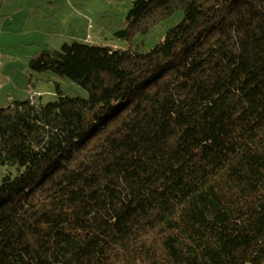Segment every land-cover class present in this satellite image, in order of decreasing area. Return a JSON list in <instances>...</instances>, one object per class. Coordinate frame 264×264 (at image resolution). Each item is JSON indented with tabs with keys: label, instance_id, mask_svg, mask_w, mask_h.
Segmentation results:
<instances>
[{
	"label": "trees",
	"instance_id": "obj_1",
	"mask_svg": "<svg viewBox=\"0 0 264 264\" xmlns=\"http://www.w3.org/2000/svg\"><path fill=\"white\" fill-rule=\"evenodd\" d=\"M124 24L125 49L28 61L86 97L0 108V264H264V0H133Z\"/></svg>",
	"mask_w": 264,
	"mask_h": 264
},
{
	"label": "rangeland",
	"instance_id": "obj_2",
	"mask_svg": "<svg viewBox=\"0 0 264 264\" xmlns=\"http://www.w3.org/2000/svg\"><path fill=\"white\" fill-rule=\"evenodd\" d=\"M132 1L64 0L62 12L57 11L61 8L58 0V5L49 0H13L8 6L3 2V13L11 17L0 18L4 26L0 33V108L27 99L45 104L55 98L56 84L69 96H87L84 89L68 80L30 71L28 61L41 49L56 50L71 42L125 49L130 42L145 53L183 19L178 11L159 22L147 36L134 35L129 42L120 40L114 34L126 28L125 17ZM72 10L81 15L76 16ZM6 171L0 167V183Z\"/></svg>",
	"mask_w": 264,
	"mask_h": 264
},
{
	"label": "crops",
	"instance_id": "obj_3",
	"mask_svg": "<svg viewBox=\"0 0 264 264\" xmlns=\"http://www.w3.org/2000/svg\"><path fill=\"white\" fill-rule=\"evenodd\" d=\"M11 1H13V0H0V18H6V20L7 19H10V15H8V13H3V11H2V7H3V2H6L7 3V6L8 5H10L11 4ZM42 1H44V0H42ZM50 1V3H53V4H57L58 5V3H57V0H49ZM58 1H60V7L61 8H57V11L59 10L60 12H62L63 11V8H62V6H65V5H62L63 4V1L64 0H58ZM66 1H69V0H66ZM37 7V6H36ZM35 7V8H36ZM60 12H58V13H60ZM72 13H74L76 16H80L81 15V13H80V11H78V10H72ZM2 27H4V26H2L1 24H0V33L1 32H3L2 31ZM90 27V26H89Z\"/></svg>",
	"mask_w": 264,
	"mask_h": 264
}]
</instances>
